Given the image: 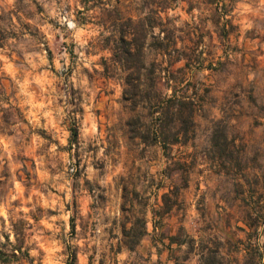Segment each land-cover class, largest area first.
Instances as JSON below:
<instances>
[{
    "label": "rangeland",
    "instance_id": "obj_1",
    "mask_svg": "<svg viewBox=\"0 0 264 264\" xmlns=\"http://www.w3.org/2000/svg\"><path fill=\"white\" fill-rule=\"evenodd\" d=\"M129 18L136 109L112 60ZM174 97L194 120L164 145ZM0 234L10 264H264V0H0Z\"/></svg>",
    "mask_w": 264,
    "mask_h": 264
},
{
    "label": "trees",
    "instance_id": "obj_2",
    "mask_svg": "<svg viewBox=\"0 0 264 264\" xmlns=\"http://www.w3.org/2000/svg\"><path fill=\"white\" fill-rule=\"evenodd\" d=\"M125 32L116 42L115 48L112 50V60L115 65L119 66L124 72V100L130 103L134 109L140 105V97L142 92V76L145 67L144 48L146 45V30L141 21H135L131 18L127 19L123 24ZM129 33L131 38H127L126 33ZM158 114V135L166 145L169 140V134L176 129L173 143L180 141L179 126L182 124L193 123L195 110L194 101L186 98H170L168 100L159 101L158 108L155 111ZM169 194H164L166 200ZM4 237L5 241L1 240ZM16 241L20 238L17 236ZM177 244L178 247L183 245V242L178 240L177 236L170 237V251L174 252L172 245ZM23 247L14 245L10 241V236L0 234V262L10 264L18 262L24 256ZM219 251L212 250L208 246H202L200 252V264H224L218 258ZM168 264H186V259H181L170 255Z\"/></svg>",
    "mask_w": 264,
    "mask_h": 264
},
{
    "label": "crops",
    "instance_id": "obj_3",
    "mask_svg": "<svg viewBox=\"0 0 264 264\" xmlns=\"http://www.w3.org/2000/svg\"><path fill=\"white\" fill-rule=\"evenodd\" d=\"M152 244L149 243L147 240H144L141 242L140 246L138 247V249L143 252V251H147L148 249L152 248Z\"/></svg>",
    "mask_w": 264,
    "mask_h": 264
}]
</instances>
